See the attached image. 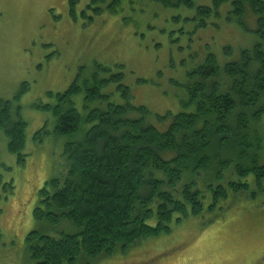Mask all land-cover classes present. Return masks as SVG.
I'll use <instances>...</instances> for the list:
<instances>
[{
	"label": "trees",
	"instance_id": "1",
	"mask_svg": "<svg viewBox=\"0 0 264 264\" xmlns=\"http://www.w3.org/2000/svg\"><path fill=\"white\" fill-rule=\"evenodd\" d=\"M160 1L167 7L194 8L193 0ZM77 2L70 0L73 15ZM120 2L109 3L112 11ZM226 2L232 4L227 21L244 31H250L247 15L254 17L250 32L257 39L224 64L206 52L189 72L182 103L187 110L159 114L134 105L123 72L100 63L91 77L82 67L70 87L56 93L57 104L41 107L56 116V134L84 132L65 143L67 173L62 181L53 177L40 188L42 205L33 213L44 230L67 221L76 231H32L27 240L34 264H92L118 248L125 251L139 240L170 232L185 218L223 211L234 195L250 190L251 176L263 190L264 136L258 125L264 120V0H214L212 6H197L185 22L194 19V30L216 26L212 19ZM225 52L232 53L228 47ZM111 82H118L125 104L109 102L103 93ZM26 90L24 83L17 97ZM81 93L85 113L73 99ZM12 108L11 100L0 99V129L8 137L9 152L23 161L27 123L19 114L13 118ZM44 130L36 138L42 139ZM201 174L206 190L199 186ZM4 185L14 187L12 181Z\"/></svg>",
	"mask_w": 264,
	"mask_h": 264
},
{
	"label": "rangeland",
	"instance_id": "2",
	"mask_svg": "<svg viewBox=\"0 0 264 264\" xmlns=\"http://www.w3.org/2000/svg\"><path fill=\"white\" fill-rule=\"evenodd\" d=\"M111 1L78 0L73 15L70 0H0V99L11 100L12 117L19 114L27 123L23 161L9 152L8 137L0 129V264H34L27 240L34 230L54 235H60L61 228L76 231L67 221L44 230L33 213L42 205L40 188L53 177L62 181L67 173L65 143L84 132L56 134V116L41 107L57 104L56 93H64L82 67L90 77L96 63L123 72L131 103L153 113L178 112L187 110L182 103L189 72L206 52L224 64L257 39L250 32L255 27L250 14L249 32L227 21L231 2L222 4L220 15L213 17L216 26L194 30V19L186 23L185 17L192 18L197 6H212L214 0H193L192 9L167 7L160 0H121L116 11ZM24 83L27 90L17 97ZM102 91L109 102H127L118 82ZM73 99L85 113L84 93ZM258 128L264 136V120ZM43 129V138H36ZM204 175L199 186L206 190ZM248 179L250 190L234 195L223 211L205 210L202 216L185 218L170 232L139 240L125 251L118 248L92 264H264V181L260 190L254 176ZM9 181L12 189L5 188Z\"/></svg>",
	"mask_w": 264,
	"mask_h": 264
}]
</instances>
